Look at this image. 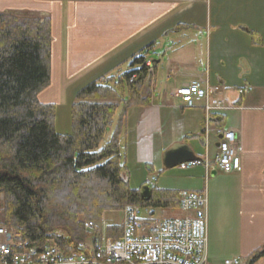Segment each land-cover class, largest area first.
<instances>
[{
    "label": "crops",
    "instance_id": "crops-1",
    "mask_svg": "<svg viewBox=\"0 0 264 264\" xmlns=\"http://www.w3.org/2000/svg\"><path fill=\"white\" fill-rule=\"evenodd\" d=\"M0 12L51 19V83L39 99L57 107L61 85L70 86L71 106L86 78L145 54L153 71L143 88L150 103L128 109L120 137L126 164L146 173L133 187L156 176L157 188L205 190L209 262L245 264L264 244V0H0ZM197 77L221 86L225 109L207 117L203 105H182L175 89ZM214 114L223 121L214 124ZM224 129L237 132L241 152L231 173L217 165ZM176 143L206 157L208 169L173 174L181 166L166 168L163 155ZM254 264H264V256Z\"/></svg>",
    "mask_w": 264,
    "mask_h": 264
},
{
    "label": "trees",
    "instance_id": "trees-1",
    "mask_svg": "<svg viewBox=\"0 0 264 264\" xmlns=\"http://www.w3.org/2000/svg\"><path fill=\"white\" fill-rule=\"evenodd\" d=\"M51 61L49 17L0 12V192L6 224L30 245L42 248L53 239L70 253L90 236L85 223L106 211L135 204L155 215L180 208V190L155 186L143 199L122 157L128 109L150 103V93H143L150 75L145 54L133 55L125 71L115 66L76 89L68 133L56 129L57 104L39 99L51 83ZM212 116L214 124L223 121ZM107 233L118 237L121 228L111 225ZM263 256L264 244L245 264Z\"/></svg>",
    "mask_w": 264,
    "mask_h": 264
},
{
    "label": "built area",
    "instance_id": "built-area-1",
    "mask_svg": "<svg viewBox=\"0 0 264 264\" xmlns=\"http://www.w3.org/2000/svg\"><path fill=\"white\" fill-rule=\"evenodd\" d=\"M174 94L186 108L203 105L207 117L212 111L227 107L221 86H211L200 77L178 86ZM240 155L237 132L221 130L219 169L231 173ZM198 165L208 169L209 160L203 157L180 166L191 169ZM156 181V176H152L147 185L153 188ZM179 194L180 209L185 212L182 217L151 215L146 208L128 205L120 211L121 220L117 223L107 221L104 215L100 220L87 221L85 227L90 237L68 253L53 239H48L42 248L30 245L20 232L7 225L3 214L4 194L0 192V264H211L207 255L206 192L184 189ZM111 225L121 228L120 236L107 233ZM223 264H240V260L229 259Z\"/></svg>",
    "mask_w": 264,
    "mask_h": 264
},
{
    "label": "rangeland",
    "instance_id": "rangeland-1",
    "mask_svg": "<svg viewBox=\"0 0 264 264\" xmlns=\"http://www.w3.org/2000/svg\"><path fill=\"white\" fill-rule=\"evenodd\" d=\"M238 21L242 22L244 20L243 19H239ZM63 56L65 57L64 53H63ZM62 61H63V58H62ZM62 61L60 63L61 66H62V71H63L64 75H66V67H65V64H62ZM127 68H128V65H124L121 70L125 71ZM150 74H152V73H150ZM64 77L65 78H63V79H65V80H63V81H65V82H63V84H66V83H68V76H64ZM88 79L86 78L84 80L83 84H85L87 81H89ZM58 88H59V86H58ZM60 88H61V91H63L64 99H63V101L60 102L61 104H59V106L57 107L56 129H57L58 132L68 133V132L71 131V117H70V108H71V106H68V92H70L68 88H70V86L66 87V85H61ZM117 115L118 114H116V116L113 119L112 126H114L116 121H117ZM112 129H113V127L110 128L107 131L104 143L107 141ZM160 160H162V159H160ZM128 165H129V163H128ZM129 166H128V168H130L129 170H130V175H131L130 176V184H131V186L133 187V185H139V183H141V182H139V179H140L139 177H141V175L144 176L146 174L145 170L142 168L141 165L137 166V168L134 167V166H132V167L131 166L129 167ZM186 173H187V170L181 169V168H176L173 171V174H176V175H184ZM167 175H169V174L163 173L162 174V178H165ZM124 176H126V175H124ZM176 184H177V186H175V187H177L176 190H183L184 189L182 186L178 185V183H176ZM184 213L185 212L181 211V209L178 208V209L157 210L155 212V215L176 218V217H182L184 215ZM103 215L102 216L105 217V219L107 221H111V220L112 221H116V220L120 221L121 220V212L118 211V210H116V211H106V212L103 213ZM143 215H144V213H143ZM88 237H90V236H88Z\"/></svg>",
    "mask_w": 264,
    "mask_h": 264
},
{
    "label": "water",
    "instance_id": "water-1",
    "mask_svg": "<svg viewBox=\"0 0 264 264\" xmlns=\"http://www.w3.org/2000/svg\"><path fill=\"white\" fill-rule=\"evenodd\" d=\"M195 154L189 148L187 143H176L164 152L163 161L166 168L179 166L185 162L197 160ZM152 188L144 185L140 188V194L143 199H148L151 196Z\"/></svg>",
    "mask_w": 264,
    "mask_h": 264
},
{
    "label": "bare ground",
    "instance_id": "bare-ground-1",
    "mask_svg": "<svg viewBox=\"0 0 264 264\" xmlns=\"http://www.w3.org/2000/svg\"><path fill=\"white\" fill-rule=\"evenodd\" d=\"M135 205V204H134Z\"/></svg>",
    "mask_w": 264,
    "mask_h": 264
}]
</instances>
